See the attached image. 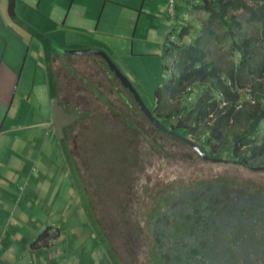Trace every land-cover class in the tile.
<instances>
[{
  "label": "crops",
  "instance_id": "0c3cea01",
  "mask_svg": "<svg viewBox=\"0 0 264 264\" xmlns=\"http://www.w3.org/2000/svg\"><path fill=\"white\" fill-rule=\"evenodd\" d=\"M198 3L174 0L171 12L169 0H15L10 11L0 0V264H114L92 227L70 138L61 141L54 129L52 104L83 117L72 95L88 94L76 86L83 83L112 106L78 65L93 70L99 86H122L101 57L61 50L104 51L116 66L139 65L159 78L165 48L183 24L193 25ZM259 251L253 264H264Z\"/></svg>",
  "mask_w": 264,
  "mask_h": 264
},
{
  "label": "trees",
  "instance_id": "16d2710c",
  "mask_svg": "<svg viewBox=\"0 0 264 264\" xmlns=\"http://www.w3.org/2000/svg\"><path fill=\"white\" fill-rule=\"evenodd\" d=\"M248 1L197 0V9L208 13L207 25H201L198 29L202 35L195 34L192 25L183 26L179 37L190 36L191 42L183 43L179 38L178 43H168L163 63L169 51L177 52L178 70L170 73L168 80L158 85L150 109L163 125L192 138L207 154L235 166L254 170L255 167H264V54L259 52L264 42V0H254L252 4ZM239 10L250 14V20L258 25L257 32L247 30L242 18L237 15ZM220 32L233 46L232 60L227 62V69L222 68L218 60L208 59L206 54L207 46L220 38ZM164 67L167 69L166 65ZM84 116L91 118L90 115ZM179 117L181 120L174 121ZM80 118L64 128L65 140H69L72 126ZM93 122L90 133H98L100 137L104 126L97 121ZM132 133L120 129L117 134L102 136L108 138V145L109 140H112V149L117 150L118 154L117 161L120 158L125 162L133 159L135 154L130 148L133 138L130 137L135 134ZM193 134L198 137L194 138ZM112 136L117 142L113 141ZM101 142L100 138L98 143ZM153 147L155 151L160 149L161 153L160 146L154 144ZM115 165L110 170V181L118 169ZM182 193L196 204L205 218L201 223L193 221L194 227L187 228V237L182 240L184 246H181L184 251H179L177 247V236L169 240H160L159 236L157 240V231L152 228L150 234L156 249L152 248L150 252L153 253L154 264L254 263L257 259L253 258L254 254H259V250L264 248V188L250 191L231 181L215 180L197 183L194 188ZM182 193L168 197L166 211L164 209L163 213L174 214L178 207L183 206ZM91 202V217H94L92 227L102 237L108 256L126 264L132 259L130 252L125 257L119 255L112 244L111 235L102 224V218L96 213L92 199ZM128 203L125 199V211ZM109 205L115 208L111 202ZM163 213L158 212L157 219L153 217L149 221L160 232L170 230L158 224L165 215ZM166 223L170 225L168 220ZM117 227L116 224L113 230L118 233ZM122 232L124 243L132 242L135 247L141 245L142 235L134 230ZM242 248L246 249L245 252Z\"/></svg>",
  "mask_w": 264,
  "mask_h": 264
},
{
  "label": "rangeland",
  "instance_id": "374dc122",
  "mask_svg": "<svg viewBox=\"0 0 264 264\" xmlns=\"http://www.w3.org/2000/svg\"><path fill=\"white\" fill-rule=\"evenodd\" d=\"M248 2L252 4L254 0H249ZM196 10L195 22H193L192 26L195 28V34L202 35L201 31L198 33V29L201 25H207L208 13L202 9ZM237 15L242 18V22L246 25L249 32L255 33L258 31V25L250 20L249 13L239 10ZM183 26L185 25L183 24ZM179 38V31L177 30V35L172 38V42L177 41L178 43ZM190 40V36H187L182 38L181 42L189 43L191 42ZM207 48V58L218 60L222 63V68L227 69V62L232 60L231 50L233 46L231 41L223 37V32H220V38L216 41L213 40ZM259 49V52L264 54V42ZM167 57V69L170 73H174L178 70L177 60L179 53L171 51ZM117 66L120 67V71L139 93L145 105L151 108L154 104L156 88L168 80L170 73L163 69L162 72L161 70L159 71V78L158 76L154 78L150 74L145 75L146 70L143 67H139V65L132 67L129 64L127 68L122 61H117ZM75 68L78 72L84 74L87 79H90L94 83V87L103 92L109 103L112 104L110 108V106L99 100L83 83L76 84L78 88H84L89 95L81 90L73 91L72 95L76 99L74 107L81 113L90 115L91 118L83 116L78 123L72 126L69 145L82 169L96 213L99 218H102V224L107 228L106 230L111 235V239H113V246L120 256L125 257L127 252H130L129 256L132 259H129L126 264H154L152 260L153 253L150 252L152 248L156 249L152 234H150L152 228L157 231L155 234L157 235V240L159 236H161L160 240H166L167 238H172L174 234L176 236L177 233L182 235L190 226L194 227V225L192 226L193 221L201 223L205 218L204 213L199 212L196 204L192 203L185 193H182L194 188L197 183L215 180L231 181L236 185L247 187L250 191L264 188L263 169L252 170L242 166H235L231 163L203 160L186 143L167 134L159 133L144 114L138 110L131 98V93L121 82L122 89L118 93L115 89H111L112 86L105 83L99 86L98 81L100 78L97 80L93 76V70L82 69L80 65L75 66ZM129 68L132 69L130 70ZM129 74L134 77L133 80H131ZM62 93L64 96L70 95L65 91H62ZM127 97L134 102L133 107L137 114L128 106ZM192 99L194 101V96H192ZM180 118L174 121L177 122ZM93 121H97L104 126L100 137H98V133H93V135L90 133L91 124H94ZM120 129H125L129 133L133 132L135 134V138L134 136L130 137L133 138L130 148L131 150L133 149L135 155L132 160L126 162L122 158L117 161L116 157L118 154H116L117 150L112 149V140H109L110 144L108 145V138H102L104 134H117ZM199 130L202 129L199 128ZM196 136L198 137V135L193 134L194 138H197ZM100 138L103 143H98ZM112 139L117 142L114 136H112ZM154 144L161 147V153L160 149L155 151ZM121 146L122 143L120 148ZM114 164H116L115 167L118 169L114 171L115 176L110 181V176L112 175L110 170ZM99 182L100 186H98ZM106 184L109 186H105ZM106 190L107 192H105ZM180 193H182L181 201L183 200V206L178 207L176 214L171 212L163 213L168 197ZM125 199L129 201L126 211L127 203L124 204ZM110 202L111 206H115V208H110ZM158 212L165 214L158 221V224L170 229L169 231L160 232L156 230L157 226L154 228L153 222L150 224L151 218L157 219L158 216L156 217V215ZM167 220L170 225L166 223ZM116 224L118 233L113 230ZM122 230H134L135 233L142 235L141 245L135 247L132 242L124 243ZM243 234L245 235V233ZM178 244L183 245L181 238Z\"/></svg>",
  "mask_w": 264,
  "mask_h": 264
},
{
  "label": "water",
  "instance_id": "95a60500",
  "mask_svg": "<svg viewBox=\"0 0 264 264\" xmlns=\"http://www.w3.org/2000/svg\"><path fill=\"white\" fill-rule=\"evenodd\" d=\"M14 3H15V0H9L10 11H12ZM61 51L65 52V53H74V54H93V55H97V56L101 57L104 60V62L106 63V65L108 66V68L110 69V71H112L114 73L115 77L122 83V85L125 88H127L129 90V92L131 93V95H132L134 101L136 102L138 108L140 109V111L144 114V116L149 120V122L158 131H160L161 133H165V134H167L169 136L176 137L177 139H179L182 142L186 143L193 150H195V152L205 161L209 160V161H212V162L228 163L224 159L210 157L203 150V148L198 143H196L192 138L184 136V135H181V134L177 133L176 131H174L172 128H168L165 125H163L160 122V120H158L156 118L153 110H151L150 108H148L145 105L144 101L142 100V98L140 97V95L136 91V89L133 88V86L130 84L128 79L123 75V73L120 71V69L114 64V62L109 58V56L104 51L95 50V49H78V50H61ZM52 118H53L54 129L56 131V134H57L58 138L61 141H65L64 128L75 121V119L77 118V114L74 113V112L67 111L64 108L63 105L58 104L55 100H53V104H52ZM254 169H263L264 170V167H255ZM91 214H92V210L89 209L90 221L93 222V218L94 217L92 218ZM176 236L178 237L177 247H178L179 251H184V249H181V246H184V245H179L178 241L180 240V238H181V240L186 239L187 231L185 230L182 235L177 233ZM174 237H175V234L173 235L172 238H174ZM100 238L102 239L101 236H100ZM110 259L113 261L114 264H121V262H119L117 259H115V257L114 258H110Z\"/></svg>",
  "mask_w": 264,
  "mask_h": 264
},
{
  "label": "flooded vegetation",
  "instance_id": "af4514ba",
  "mask_svg": "<svg viewBox=\"0 0 264 264\" xmlns=\"http://www.w3.org/2000/svg\"><path fill=\"white\" fill-rule=\"evenodd\" d=\"M103 64L105 65L106 70L109 72V74H110V75L112 74V76H113L115 79H117V78L115 77L114 73H113L112 71H110V69L108 68V66L106 65V63L103 62ZM164 134H165V133H164ZM168 136H169V135H168ZM173 138H176V137H173ZM176 139H177V138H176ZM210 157H213V156L210 155Z\"/></svg>",
  "mask_w": 264,
  "mask_h": 264
},
{
  "label": "built area",
  "instance_id": "2783aa9c",
  "mask_svg": "<svg viewBox=\"0 0 264 264\" xmlns=\"http://www.w3.org/2000/svg\"><path fill=\"white\" fill-rule=\"evenodd\" d=\"M173 1L174 0H169V9L171 12L173 11Z\"/></svg>",
  "mask_w": 264,
  "mask_h": 264
},
{
  "label": "clouds",
  "instance_id": "9594fccd",
  "mask_svg": "<svg viewBox=\"0 0 264 264\" xmlns=\"http://www.w3.org/2000/svg\"><path fill=\"white\" fill-rule=\"evenodd\" d=\"M120 82V81H119ZM132 99H133V97H132ZM133 101H134V99H133ZM135 102V101H134ZM135 104H136V102H135ZM136 106H137V104H136ZM138 107V106H137ZM138 110H140L139 108H138ZM152 110V109H151ZM75 113V112H74ZM77 119V118H76ZM75 119V121L74 122H76L77 120ZM73 122V123H74ZM72 124V123H71ZM170 128V127H169ZM184 136H186V135H184ZM173 137V136H172ZM188 137V136H187ZM209 155V154H208ZM210 156V155H209ZM212 158H215V157H212ZM209 161V160H208Z\"/></svg>",
  "mask_w": 264,
  "mask_h": 264
}]
</instances>
